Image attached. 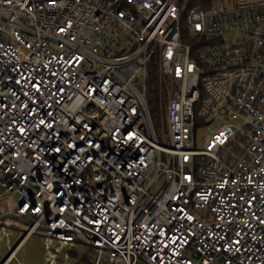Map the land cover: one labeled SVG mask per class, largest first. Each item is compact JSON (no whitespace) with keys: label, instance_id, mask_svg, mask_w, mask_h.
<instances>
[{"label":"built area","instance_id":"obj_1","mask_svg":"<svg viewBox=\"0 0 264 264\" xmlns=\"http://www.w3.org/2000/svg\"><path fill=\"white\" fill-rule=\"evenodd\" d=\"M188 2L0 0V226L44 264H264V0Z\"/></svg>","mask_w":264,"mask_h":264},{"label":"water","instance_id":"obj_2","mask_svg":"<svg viewBox=\"0 0 264 264\" xmlns=\"http://www.w3.org/2000/svg\"><path fill=\"white\" fill-rule=\"evenodd\" d=\"M25 233L16 232L0 226V264H44L42 249L51 244L50 241L32 237L24 242ZM77 254V264H83V255L91 261V264H108L97 261L91 253L78 246H72Z\"/></svg>","mask_w":264,"mask_h":264},{"label":"trees","instance_id":"obj_3","mask_svg":"<svg viewBox=\"0 0 264 264\" xmlns=\"http://www.w3.org/2000/svg\"><path fill=\"white\" fill-rule=\"evenodd\" d=\"M210 0H189L187 4L188 10L192 7L207 8L209 6ZM156 88V79L155 71L151 70L150 78L148 82L147 98H148V108L150 112V117L153 122V125L156 126V116H157V106H158V97L155 95ZM88 262V261H87Z\"/></svg>","mask_w":264,"mask_h":264},{"label":"rangeland","instance_id":"obj_4","mask_svg":"<svg viewBox=\"0 0 264 264\" xmlns=\"http://www.w3.org/2000/svg\"><path fill=\"white\" fill-rule=\"evenodd\" d=\"M155 120H156V126H157V116H156ZM218 126H219L218 122L212 123V124L208 125V130L203 129L201 132L198 133L197 138H196V145L198 148L202 147L201 137L203 135L208 134L209 132L215 131ZM161 185H162V180H158L151 192L155 193L161 187Z\"/></svg>","mask_w":264,"mask_h":264}]
</instances>
